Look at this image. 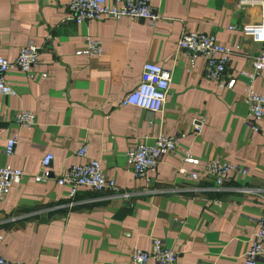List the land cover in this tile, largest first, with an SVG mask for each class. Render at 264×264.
<instances>
[{
    "label": "crops",
    "instance_id": "crops-1",
    "mask_svg": "<svg viewBox=\"0 0 264 264\" xmlns=\"http://www.w3.org/2000/svg\"><path fill=\"white\" fill-rule=\"evenodd\" d=\"M259 1L151 0L163 15L152 27L129 19L77 24L68 17L70 0H0V56L14 62L30 42L40 48L33 78L11 70L7 80L17 94L0 97V167L24 173L0 202V254L29 264H130L134 247L149 250L160 238L177 252L174 264H246L243 254L264 217V122L251 119L240 76L251 70L259 45L242 39L238 28L259 22ZM185 31L228 46L239 42L225 72V81L235 79L232 88L207 80L202 58L190 68L177 45ZM87 38L102 42V57L78 54ZM147 63L172 75L161 113L121 105ZM253 88L264 94V69ZM23 111L35 114L34 129L17 126ZM14 135L19 143L8 157ZM160 135L174 137L179 154L188 152L199 168L168 155L150 183L135 178L129 148ZM85 147L86 159L101 163L117 193L81 188L71 198L57 185L83 161L78 152ZM46 154L54 157L51 179L37 182ZM215 159L245 174L232 173L219 191L209 179H190Z\"/></svg>",
    "mask_w": 264,
    "mask_h": 264
},
{
    "label": "built area",
    "instance_id": "built-area-1",
    "mask_svg": "<svg viewBox=\"0 0 264 264\" xmlns=\"http://www.w3.org/2000/svg\"><path fill=\"white\" fill-rule=\"evenodd\" d=\"M258 3L261 12L259 22L238 28L242 39L249 38L253 43L259 45L257 55L250 62L251 70L242 72L240 76L244 77V103L248 107L251 119L255 122H264V94L257 93L253 88L255 78L264 69V0ZM68 11L69 19L77 24L106 19L115 21L129 19L146 21L152 27H156L163 18L151 0H114L113 3L108 0H70ZM177 45L179 50L188 55L190 68L196 58H202L204 76L207 80L215 82L220 88L230 89L234 86L235 79L225 81V72L234 50L240 48L239 42L235 46H228L219 43L212 35L185 31ZM78 54L87 58H100L103 55L102 42L98 39L87 38L85 47L80 49ZM39 58L40 48L33 42L20 50L14 62L0 56V97H14L17 94L12 84L7 80L10 71L17 69L27 78H33L35 69L39 65ZM41 77L46 79L47 74H42ZM171 80L172 75L169 70L156 64L147 63L143 67L140 84L132 92L126 94L121 105L133 106L152 113H161L170 92ZM15 121L19 128L25 130H32L37 125L35 114L29 111L18 113ZM252 130L255 131L256 128L252 127ZM196 131L200 132L201 127L196 128ZM18 143L19 135H14L8 140L5 148L8 157L14 155ZM168 155L180 156L184 164L191 165L196 169L200 166L199 160L188 152L180 155L176 139L165 135L158 136L153 144L140 143L129 148L127 163L135 178L145 179L150 183L162 159ZM86 156L87 149L85 147L78 152V157L83 161L70 166L57 179V185L67 188L71 198H74L81 188H88L97 193H117L119 187L105 174L101 163L98 160L86 159ZM53 159L52 154H46L43 157L41 175L35 179L37 182L51 179L50 167ZM236 171L245 174V171L239 169L238 166L215 159L205 162L199 171L194 170L189 177L194 181L202 178L209 179L214 189L219 191L227 178ZM23 176L24 173L21 170L14 169L10 165L0 167V202L7 198L12 187L19 184ZM240 192L251 194L257 190L242 189ZM177 257L178 254L172 247L165 245L162 239L155 238L149 250L134 247L130 254V264H146L151 260L158 264H174ZM259 258H264V217L257 220V228L251 237L250 246L243 254L246 264H257ZM0 264L29 263L9 260L0 254Z\"/></svg>",
    "mask_w": 264,
    "mask_h": 264
}]
</instances>
